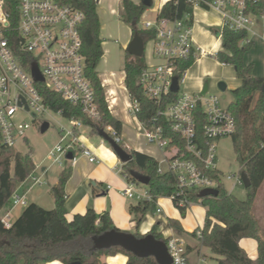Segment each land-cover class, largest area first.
<instances>
[{"label":"built area","instance_id":"obj_1","mask_svg":"<svg viewBox=\"0 0 264 264\" xmlns=\"http://www.w3.org/2000/svg\"><path fill=\"white\" fill-rule=\"evenodd\" d=\"M169 1L162 0L155 16L142 20L143 28L154 32L153 54L163 62L156 65L146 63L137 77L144 95L157 106L149 119L143 121L134 116L138 105L133 103L127 92L124 102L137 125L138 135L150 145L155 146L161 155L157 160V173L171 172L177 180L178 190L169 196L180 206H190L193 202L183 193L187 190L225 187L224 181L232 180L243 185L242 167L234 174L223 175L216 166V141L231 136L235 129V120L227 106L221 104L217 94L205 91L190 93L181 89L186 70L182 77L176 74L177 61L192 58L193 62L202 56L215 55L196 44L193 36V16L195 9L214 10L221 18V29L245 30L247 39H264V35L252 28L254 18L264 19L263 15L253 14L249 5L258 0H184L191 11L181 17L159 16L162 6ZM18 19L15 25L9 22L3 0H0V134L3 143L14 147L18 138H24L25 132L37 118L43 114L56 112L63 117L62 109H52L41 93L39 84L57 93L67 102L77 105L91 119L99 117L94 89L85 73V56L82 52L80 28L84 13L77 7L61 3L58 0H20L17 6ZM221 38L220 34L217 36ZM36 63L42 81L32 75V64ZM173 76L178 77V90H171ZM171 93L176 94L172 98ZM107 97H110V101ZM107 108L112 111L113 97L110 90L105 94ZM22 110L28 113L32 122L16 119L15 114ZM65 118V117H64ZM67 119L68 126H60L63 133L61 141L68 138L63 146L58 143L48 155L52 162L62 160L76 161L75 151H81L89 162L97 161V156L78 138L82 121ZM201 122V131L198 124ZM105 131L118 143L121 139L111 126ZM174 134L183 143L184 150L175 141ZM127 147V146H126ZM129 148V147H127ZM173 148L174 154L166 156L163 150ZM72 153L67 159L66 154ZM188 153L191 157H186ZM36 167V166H35ZM114 170L119 171V164ZM33 184H42V179L29 176ZM126 181V180H125ZM140 185V184H139ZM132 181H126L121 194L138 201L151 199L147 189ZM28 204L25 196L14 191L8 208L0 212V222L4 227L11 226L12 209ZM156 212H160L157 206ZM200 236L199 229L196 231ZM166 246L172 258V264H187V247L178 238L166 236Z\"/></svg>","mask_w":264,"mask_h":264},{"label":"trees","instance_id":"obj_2","mask_svg":"<svg viewBox=\"0 0 264 264\" xmlns=\"http://www.w3.org/2000/svg\"><path fill=\"white\" fill-rule=\"evenodd\" d=\"M20 0H3L8 13L9 22L15 25L18 19L17 6ZM79 8L84 13L80 28L82 52L85 56V73L94 92L99 109V117L91 119L81 108L73 105L57 93L39 84L45 101L52 109H62L63 117L82 121L83 125L96 128L111 126L120 136L122 122L107 108L104 89L98 76L96 66L103 51L99 36L100 22L96 12L97 0H58ZM120 18L130 25L132 35L137 32L144 42L152 39L154 32L138 28L140 16L147 9L142 1L121 0ZM253 14L264 16V0H258L249 5ZM191 11V6L184 0L166 2L159 16L181 17ZM254 41L247 39L245 30H233L227 27L221 29L220 48L215 53L217 61L230 64L234 68L239 84L231 90L232 100L227 105L235 120V129L231 134L233 151L236 160L246 171L250 185L246 194L240 199L228 193L223 186H219L217 196L198 197L197 190H186L183 195L192 202H200L205 209L203 225L190 232L197 236L201 243L219 256L217 264H264V226L254 212L253 206L259 189L264 183V76L252 74V63H245L244 55L251 49ZM131 55L125 52L123 63L124 84L133 103L138 105L134 116L139 120H147L156 111L157 106L148 99L137 83V77L145 67L144 57H136L130 62ZM193 63L192 58L177 61L176 74L179 78ZM171 93L170 96L175 97ZM201 122L198 128L201 131ZM97 133V132H96ZM178 141L181 150L183 143ZM119 144L131 155L130 161L121 164L119 173L126 181L140 184L130 176V170H136L148 175L150 181L145 187L151 196L150 200L138 201L129 210L139 223L146 213H155L157 200L174 194L177 180L173 173H157V160L138 150L127 148L121 138ZM186 157H191L186 153ZM35 169V163L29 153H23L12 146L3 143L0 134V210L8 206L11 195L18 185L28 178ZM70 167L63 168L58 175L57 182L50 187V194L54 201L51 209H45L35 202L28 203L21 214L6 228L0 222V264H44L57 260L62 264L80 261L82 264H106L105 258L116 254L127 257L125 264H157L154 257H138L119 246L108 249H94L92 237L111 229H118L107 210L96 212L88 207L83 213H76L68 220L66 218L65 185L70 177ZM183 216L186 206L173 202ZM168 226L181 230L178 219L168 218ZM151 233L156 239L167 241L166 236L156 230L154 225L145 234ZM138 237L145 234L134 232ZM243 237L256 240L257 255L251 258L239 244Z\"/></svg>","mask_w":264,"mask_h":264},{"label":"rangeland","instance_id":"obj_3","mask_svg":"<svg viewBox=\"0 0 264 264\" xmlns=\"http://www.w3.org/2000/svg\"><path fill=\"white\" fill-rule=\"evenodd\" d=\"M157 7V0H150V4L147 6V9L140 16V21L137 25L138 28H143L142 20L155 16ZM106 18L107 20L105 22V31L104 34L101 36V38H103L101 40H105L107 42L109 41L110 43H107V45H109V48H103L104 57L102 56L103 58L100 59L99 63L96 66V69L99 72L104 69L107 71L114 70L117 73L121 69H123V59L125 58V52L128 43L127 42L125 45H123L121 34L125 30V32H129L131 36L132 29L130 25L121 20L120 12L117 10L116 13H114L113 15H107ZM216 19H218V16L214 13H210L206 21L211 23L214 22ZM252 28L258 33L264 34V19L261 20L259 18H254ZM220 31V26H214L210 31V34L200 31L198 37H196V32L194 34V37L197 39V42L200 46L204 47L206 50H209L216 37L220 34ZM253 41V46L244 55V61L246 63H252L253 75L264 76V40L259 37H254ZM219 47V43L216 44V49H218ZM143 57L145 61L151 65H156L163 62L162 59L156 57L153 54L152 40H148L145 43ZM203 73L206 74L203 75ZM198 79H202L208 84V91L217 94L223 106H227L230 103V101L232 100L231 90L233 87L239 84V79L236 78L232 65L221 64L219 61H217L215 55L195 60L187 70L186 81L181 83V89L190 93H197L199 85ZM219 81H224L226 83L227 88L224 91H221L218 88ZM124 95V92L120 93L118 105L112 108V114H115L116 116L120 115L121 117L124 114H131V110H127L124 105ZM107 98L110 101V97ZM15 118L25 119L27 121L32 122L30 115L22 110H19L15 114ZM44 121L48 122L49 125L46 130L41 131L40 127ZM68 125L69 123L67 119L52 111L50 113H46L42 116H39L37 118V122L32 123L30 128L26 130L24 138H18L16 140L14 148L20 152L30 154L36 164L35 171L37 174L40 175L39 177L43 181L42 184L35 186L34 191H39L41 193L43 192V194H47L51 197L50 187L54 185V183L57 181L59 172L63 168L70 167V161L63 159L62 163L58 164L56 162H52V160L48 158L49 152L58 143L64 146L68 142V138H65L63 141H61L63 133L60 131V126ZM137 131V125L135 124L131 126H124V139L126 140L127 134L134 136V133H136ZM78 138L82 142L85 141L86 143L94 147H96L102 139L96 132L91 129V127L86 125L80 127ZM138 141L140 142V145L142 144V146L144 147L148 146V144L141 138H138ZM106 147L112 151V149L107 143ZM148 147L150 151L155 153L154 148L150 146ZM163 153L166 156L171 157L174 154V149L166 148L163 150ZM216 153L217 159L215 163L218 170L222 172L223 175L234 174L241 167L239 162L235 158L232 146V139L230 136H224L218 141H216ZM81 155V151H75L76 158L81 157ZM115 161L116 164H119V166L121 167V163L117 157L115 158ZM41 167H46V173L42 172ZM110 171L114 174L117 180H122V176L119 171L116 172V170L114 171L112 169ZM224 184L228 190H231L232 195L240 199H243L245 197L246 188L244 187V185L235 184L233 186V181L227 179H225ZM139 186L144 188L147 185L140 184ZM124 187L125 183L124 186L119 190L123 189ZM17 190L18 187L16 188V191ZM21 193L23 192L20 191L19 194ZM130 200L135 202L136 204L138 203V200L135 198H131ZM164 200L165 202L169 203L172 209H175L177 212L180 213L179 208L175 206L173 201H171L170 199ZM253 209L256 215L259 217L261 224L264 226V184L257 193ZM158 215L160 214L157 213L153 217H157ZM204 217L205 209L200 202H193L190 206H187L183 216L180 213V220L183 226H185V228H187V230L189 231L197 229L196 227L198 225L201 227L203 225ZM156 227H158V225H156ZM192 238L193 240L195 239L194 237Z\"/></svg>","mask_w":264,"mask_h":264},{"label":"crops","instance_id":"obj_4","mask_svg":"<svg viewBox=\"0 0 264 264\" xmlns=\"http://www.w3.org/2000/svg\"><path fill=\"white\" fill-rule=\"evenodd\" d=\"M133 1L139 2L141 0H133ZM157 2H158V7L156 8V10L161 5L162 0H157ZM116 10L121 13L122 11L121 0H97L96 12L100 22V30H99L100 38L105 31V22L107 20L106 16L113 15L114 13H116ZM210 13H214L215 15L218 16V19H216L214 22L211 23L206 21ZM214 26H220L221 28V18L216 11L203 10V9L194 10L193 36L196 32V37H198L200 31L210 34V31ZM121 35H122L123 45H125L127 42L129 43V41L133 36L132 34L130 36L129 32H125V30L122 32ZM194 39L196 41V44L199 45L197 39L195 37ZM220 41L221 38L216 37L212 46L215 45L216 47V44L218 43L220 45ZM107 43L110 42L101 40L102 51L103 48H109V45H107ZM202 48L205 49L204 47ZM218 49L215 48L216 51ZM209 50H212V48H210ZM210 56H214V55H210ZM205 57L208 56H202L200 58H205ZM123 63H124V59H123ZM187 70L188 68L186 69V75L184 77L183 82L186 81ZM97 72L101 80V85L104 89V94H106L109 90L110 93L112 94L113 107L118 105V99H120V93L122 92H124L125 94L123 100L125 102L127 100V90L124 84L123 69H121L117 73L114 70L107 71L104 69L101 72L97 70ZM205 74L206 73H203V75ZM198 83H199L198 92L199 91L202 92L204 84L207 83L202 79H198ZM235 87H233L232 89H234ZM206 91H208V88ZM112 112L113 111H111V113ZM113 115L122 122L121 138L125 140L123 134L124 126H129V125L131 126L135 124V120L133 116L129 114H124L122 117L120 115L119 116H116L115 114ZM138 138H141L138 135V132L134 133V136L127 134L126 140L124 141L125 145L129 148L146 153L154 157L155 159H158L160 157L161 153L155 146L148 144V146L155 149V153H153L148 149L149 148L148 146L144 147L142 146V144L140 145ZM82 144L84 146L89 147L94 152V154L97 156V161L89 162L84 155H81V157L76 158L74 164H70L71 174L65 185V192L67 194L65 207H66V218L68 220H70L74 214L83 213L86 211L88 207H92L98 213L107 210L110 214V217L114 225L120 230L145 234L154 225H158V227H156V230L161 232L163 236L172 235L173 237L180 239L185 244L188 252L187 264H217V258H219V256L213 254L207 246L201 243L200 239L197 236L190 234L191 231L187 230V228L183 226L180 220L182 218V217L180 218V213L177 212L175 209H172L169 203L165 202L164 200L169 198L167 197L158 198L157 206L160 208V212L146 213L144 217L141 219V221L137 223L134 215L129 210V208L132 205H135L136 203L131 201L130 198L124 197L121 194L122 189L119 190L124 186V183H126L125 179L122 177L121 181L117 180L114 174L110 171L111 169L114 170L113 167L117 165L115 161L116 155L113 153V151H111L106 147V143L103 139H101V141L98 143L96 147L91 146L85 141L82 142ZM35 169L33 171L34 175L40 176L39 174L36 173ZM41 170L43 173H46V167H41ZM36 185H40V184H33L31 179L28 177L18 185L17 192L20 193V191H22L23 193L21 194L25 196L28 203L35 202L45 209H51L54 206L53 198H51L52 196L50 197L47 194L46 195L43 194V192L41 193L39 191H34ZM7 208H8L7 205L4 206L0 210V212L4 211ZM23 209L24 207L21 206H16L14 209H12V219L13 220L16 219L21 214ZM157 213H159L160 215H158L157 217H153ZM168 218L178 219L182 226V229L178 230L168 226L167 224ZM196 228H200V226L198 225ZM192 237H194L196 240L195 239L193 240ZM239 244L242 248H244V250L251 258H254L257 255V243L255 239L250 237H243L240 239ZM126 260L127 257L123 254H116L114 256H108L105 258L106 264H125ZM44 264H62V263L57 260H54V261L46 262Z\"/></svg>","mask_w":264,"mask_h":264},{"label":"water","instance_id":"obj_5","mask_svg":"<svg viewBox=\"0 0 264 264\" xmlns=\"http://www.w3.org/2000/svg\"><path fill=\"white\" fill-rule=\"evenodd\" d=\"M146 6L150 4V0H141ZM145 42L141 35L135 32L127 44L126 52L131 55L130 62H134L136 57H142L144 54ZM32 75L35 80L42 81L43 77L38 71L36 63L31 67ZM208 88V84H204L202 92ZM218 88L221 91L226 89V83L224 81L218 82ZM171 90L176 92L178 90V77L173 76ZM262 91H264V84L262 85ZM48 122L44 121L41 124L40 130L44 131L48 127ZM97 134L110 146L113 153L119 159L121 164H125L131 159L130 153L123 148L115 139H113L104 128H96ZM66 158H72V153L68 152ZM130 176L132 179L140 184L148 185L150 177L142 174L136 170H130ZM241 178L243 185L247 188L250 185V180L245 170L241 171ZM219 190L216 188H205L198 192V197L204 196H217ZM94 249H108L113 246H119L126 251L133 253L138 257H154L157 264H172V258L168 252L166 243L163 240L156 239L153 234L148 233L141 237L136 236L134 233L124 231L120 229H111L103 232L100 235L92 237ZM70 264H82L80 261H73Z\"/></svg>","mask_w":264,"mask_h":264}]
</instances>
